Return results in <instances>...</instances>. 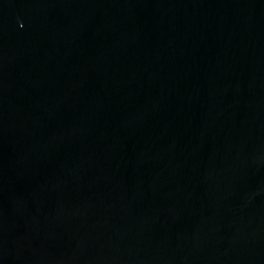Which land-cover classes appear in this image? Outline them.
Returning a JSON list of instances; mask_svg holds the SVG:
<instances>
[{
    "label": "water",
    "instance_id": "1",
    "mask_svg": "<svg viewBox=\"0 0 264 264\" xmlns=\"http://www.w3.org/2000/svg\"><path fill=\"white\" fill-rule=\"evenodd\" d=\"M0 264H264V0H0Z\"/></svg>",
    "mask_w": 264,
    "mask_h": 264
}]
</instances>
